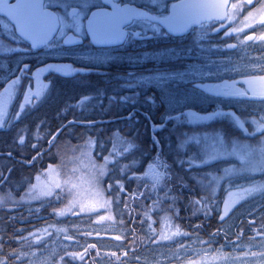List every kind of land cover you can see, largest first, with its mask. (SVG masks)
I'll list each match as a JSON object with an SVG mask.
<instances>
[{
    "label": "rangeland",
    "instance_id": "rangeland-1",
    "mask_svg": "<svg viewBox=\"0 0 264 264\" xmlns=\"http://www.w3.org/2000/svg\"><path fill=\"white\" fill-rule=\"evenodd\" d=\"M230 12L234 30L264 32V0H234ZM200 28L204 33L185 41L201 45L208 39L207 47L213 46L207 25ZM184 45L173 37L167 52L133 56L88 45L34 50L0 26V135L9 136L8 146L17 140L22 148L27 128L34 139L46 138L50 130L41 124L45 118L34 121L65 87L77 97L68 106L80 114L85 108L96 112L104 103V114L117 116L119 95L128 107L140 110L155 108V100L161 99L165 112L176 114L171 123L174 143L168 140L163 153L152 144L142 148L140 136L146 127L137 125L136 113L128 119L132 109L123 112L120 121L93 122L96 128L68 126L80 134L74 140L69 134L57 137L58 128L50 138L56 161L43 168L40 158L37 165L16 164L12 158L17 155L10 156L5 146L10 165L28 175L20 176L14 189L0 187V224L7 218L2 214L8 213L9 235L8 253L0 241V262L264 264V101L219 98L211 91L215 81L240 90L263 85L259 56L251 54L232 65L200 63L190 59ZM86 52L109 59L101 64L82 60ZM63 64L85 71L62 75L48 70L49 65ZM25 65L28 69L22 71ZM175 73L184 75L159 83L145 80ZM152 96L155 102H147ZM189 105L195 107L193 114L184 111ZM102 131L109 145L100 142V150L95 139ZM114 164L123 180H107Z\"/></svg>",
    "mask_w": 264,
    "mask_h": 264
},
{
    "label": "snow or ice",
    "instance_id": "snow-or-ice-1",
    "mask_svg": "<svg viewBox=\"0 0 264 264\" xmlns=\"http://www.w3.org/2000/svg\"><path fill=\"white\" fill-rule=\"evenodd\" d=\"M148 2L156 4L158 0H148ZM122 4L123 6H121ZM108 5L111 6V11L107 10L106 6ZM52 6L61 9L63 14L44 10L46 7ZM176 7H185V5H173V8ZM186 7L207 8L210 6L192 4L186 5ZM233 7L236 6L234 5ZM92 8L96 10L93 11ZM0 14L7 19V23L0 20V26L15 33L16 36L25 41L30 40L33 49L40 45L49 49L79 45L86 36L90 37L91 44L97 47L122 45L129 36L140 37L142 35V32H126L124 30L133 25H142L144 33L151 31L154 35L161 34L160 29L163 25L167 26L169 33L179 31L170 23V17H158L147 10L129 7L128 4L123 3V0H119V2L118 0H0ZM207 18L221 19L220 17L212 16ZM84 21H86V24ZM69 32L72 34L68 35ZM229 47H234V45ZM16 50L19 49H13L12 51ZM80 58L97 64L106 63L109 59L106 55H93L90 52L83 53ZM27 69L28 66L25 65L22 71H27ZM48 70L62 75H74L85 71L84 69L74 68L70 64L49 65ZM129 75L133 74L130 73ZM183 75V73L162 74L146 77L145 80L159 83L173 80ZM127 86L132 87L133 85L129 84ZM240 95H247V93L241 92ZM122 99L128 101L130 98L123 97ZM147 102L154 103L155 101L152 97H148ZM133 115L134 113H130L128 119H131ZM166 119H172V117H167ZM260 119L264 120V116L260 117ZM163 126L157 127L154 125L153 133L160 131ZM261 130L264 131V128ZM20 142H23V138H21ZM154 143L159 144L155 137ZM120 187L122 188V185ZM221 219L223 220V217ZM85 252H87V249ZM72 258L75 259V256L72 255ZM79 258L81 260L84 259L83 255ZM0 264H4V262H0Z\"/></svg>",
    "mask_w": 264,
    "mask_h": 264
},
{
    "label": "flooded vegetation",
    "instance_id": "flooded-vegetation-1",
    "mask_svg": "<svg viewBox=\"0 0 264 264\" xmlns=\"http://www.w3.org/2000/svg\"><path fill=\"white\" fill-rule=\"evenodd\" d=\"M177 1H181V0H158V2L156 4H151L148 2V0H123V3L126 4L128 3L130 5V7L133 8H137L139 10H147L149 11L152 15L158 16V17H167L171 11V6L174 2ZM119 2V0H118ZM234 0H231L230 5L228 7V13L226 16V19L224 21H206L203 22L199 25L196 26H192L190 29H188L184 34L182 35H177V36H173L168 32V29L165 26H161L160 32L161 34H156L154 35L151 31H148L146 33H144L142 31V25H133L130 28H126L124 29L126 32H142V35L140 37H132L129 36L126 41L122 44V45H116V46H112V47H104V48H115L117 49L120 54L122 55H144V54H150V55H155L158 53H164L167 52L169 50V42L170 39L173 37H179L182 41H184V49L187 52H189L190 54V59L193 60H197L200 63L204 62V61H216V62H223V61H229L230 65L233 64V62H237V61H244L247 60L249 55L251 54H256L258 55V60L261 63L260 65V69L263 72L264 71V32H256L255 30H250L247 32H238L236 31V29L234 30V28L236 27L234 25V23H230V18H231V7L233 5ZM107 10H111L110 6H106ZM245 8V7H244ZM46 9L53 11L54 13H62V10L59 8H56L54 6L52 7H46ZM92 10H96L95 8H92ZM243 10H241L240 14L243 13ZM4 18L6 19V17H4L2 14H0V19ZM7 20V19H6ZM238 20V19H237ZM239 21V20H238ZM84 23L86 24V21H84ZM207 25L209 31L211 32V35L214 36V38L211 39V41L213 42V46L211 47H207L209 46V42L208 39L206 42H203L201 45H195V44H191V43H187L185 40L189 35L192 34H199L201 35L202 33H204V30L201 29L200 27ZM200 29V31H198ZM218 29V30H217ZM201 32V33H199ZM251 32H256L257 35L249 41H246V36L248 34H250ZM228 33H230V35H228ZM72 33L69 32L68 35H71ZM58 35V33H57ZM210 41V43H211ZM93 46L91 44L90 38L89 37H84L83 40L81 41V43L79 45H71V46H61L59 47L60 49H73V48H78V47H82V46ZM230 45H234V47H229ZM188 47V48H187ZM168 54H165V56ZM226 65V64H225ZM226 67V66H225ZM225 71H228V69H225ZM228 74H223V77H227ZM214 83H220L223 87L226 88L227 92L229 93H235V92H239V91H248L251 93H258V94H263L264 95V83L263 85H256L254 87H247L244 90H240L237 86L234 85H230L228 83H222L219 81H215ZM213 83V84H214ZM152 95V94H150ZM154 96H152L153 98ZM118 102H116V104H114V111L117 112V116H110V115H105L104 114V103L101 105V107L95 112V110L93 108H85L84 112L87 111L86 113H90V111L92 112V114L94 115V113H99L100 116H94L96 119L93 121H87L85 124H96L93 123L99 119L103 120V119H108L110 120L109 122H115V121H120L121 117L123 116V112H129L130 109H132L133 113L136 115H134L135 117H139L141 122L143 123V125L145 126H149V131L151 136H153V126H161V125H165L168 126L169 124H171L173 121H176V117H174L176 114H172L169 115L165 112L164 110V106L161 104L162 100L160 99L159 101H156V107L152 108V107H148L149 110H146L143 113V109L140 110L136 107H128V103L123 102L120 98V95L118 97ZM220 98V97H219ZM221 98H227V99H234V97H221ZM264 101V100H263ZM51 103L49 104V108L48 110H51ZM56 107V106H55ZM58 108L60 106H57ZM57 108V109H58ZM57 109H55V111L52 112H56ZM195 107L193 106H187L185 108L184 111H191V113L193 114ZM41 112V111H40ZM80 112V111H79ZM83 112V113H84ZM202 113L201 112H197V115ZM202 115V114H201ZM167 117H172V119H166ZM111 118H114L115 120H112ZM136 118V119H137ZM68 121V120H67ZM79 120H69L67 122V124H73L78 122ZM72 122V123H70ZM163 126V127H165ZM162 127V128H163ZM61 129V128H60ZM168 130V127H167ZM59 136V134L57 135V137ZM7 135H0V145L2 144V142L4 143V146H7L8 148V141H6ZM2 146V145H1ZM1 150V147H0ZM35 151H37L33 157H31L30 159L25 158L22 155H19L18 157L14 156L12 159L16 160V164L21 162L23 164L26 165H37V159L39 160V158L41 159L40 163L42 162V149H41V142L38 141L35 145ZM3 152V157L2 160L0 162V175H2L5 171L4 174V178H0V187L5 188V187H9V188H13L15 187V184L22 181H16L13 183V186H11V181L10 178H8V172L7 170L10 168V160L8 159V153L9 152L7 149L0 151ZM5 154V155H4ZM1 158V155H0ZM13 165H15L13 163ZM147 165H152V163H148ZM146 165V166H147ZM41 166V165H40ZM21 172V171H20ZM30 174H33L32 172ZM28 175L27 174H23L21 172V178L22 177H26ZM33 176V175H32ZM3 213V211H2ZM3 218L7 217L6 219H4V222L2 224H0V232H1V237L3 238L1 241L2 243V251L4 250L5 252H9V248L8 245H5V238H8V213L7 214H2ZM35 216H33L32 218H29V224H32V221H35Z\"/></svg>",
    "mask_w": 264,
    "mask_h": 264
},
{
    "label": "trees",
    "instance_id": "trees-1",
    "mask_svg": "<svg viewBox=\"0 0 264 264\" xmlns=\"http://www.w3.org/2000/svg\"><path fill=\"white\" fill-rule=\"evenodd\" d=\"M95 83L98 84V85H102L100 82H95ZM67 88L68 87H65L63 89V91L61 90L59 92L60 94H59V96H57L56 100L51 102V106H52L51 110L52 111H55V109L58 108L57 106H62L63 104L66 105L67 102L71 103L73 101H76L77 97L70 96L71 92H68L70 89L69 88L67 89ZM74 111L78 115V119L77 120L82 121V123H86L87 121H93V120L96 119L93 116V114H91V113H84V114L82 113V114H80V112H77V110H74ZM70 125H72L73 128H75V127L76 128H86V127L96 128L97 127V126H95L96 124L89 126V125H86V124H79V123L67 124L66 127H62L56 122L55 126L50 128V130L54 131V130H58V128L59 129L61 128L59 130V134L60 135L58 137H62L65 134H69L68 137H70V139L72 138V140H74V138L79 136L80 134H78V132H76V131L74 132V130H70V128H68V126H70ZM145 127L146 128H144V130H142L143 132H141V136H140L141 139H142L141 140V145H143V147H142L143 149L151 148L150 146L152 144V149L154 151L159 149L160 152L163 153V152L166 151V143H168L167 142L168 140H169V142H171V140H172V144L174 143L173 136L175 137V131H173V125L172 124H169L168 126L163 127L160 131L155 132L153 134V137L150 136L149 126H145ZM167 127H168V130H167ZM107 128H110V126H107ZM104 137H106V136L103 134V131L100 132L99 134H97V138L95 139L96 149L103 150L102 144L104 142H106L105 145H106V147H108L109 138L106 137L105 141H103ZM148 137H150L151 140H149ZM154 137H155L156 140L159 141L158 145L154 143ZM16 142H17L16 140L15 141H10V146H9V148L11 149L12 152H14L15 155H18V156L22 155L25 158L30 159L37 152V151H35V145H36L35 143H37L35 140H32L31 143L30 142L24 143L22 148L20 146L17 147L18 144H16ZM100 142H102V144ZM41 149H42V162H41V166L40 167L43 168V167H45V165L48 162L52 163V162L56 161V157L57 156H56V153H55L54 148L51 145V143L48 144V142H45V141L43 142L42 141ZM26 151L28 153H25ZM144 161H145V159H144ZM118 175H119V169L114 164V165L111 166V169H110V171L108 173L107 180H109L111 182H115V181H118V180H123V176L119 178ZM13 226H14V224H13V220H12L11 228H13ZM135 244H137V241L135 242Z\"/></svg>",
    "mask_w": 264,
    "mask_h": 264
},
{
    "label": "water",
    "instance_id": "water-1",
    "mask_svg": "<svg viewBox=\"0 0 264 264\" xmlns=\"http://www.w3.org/2000/svg\"><path fill=\"white\" fill-rule=\"evenodd\" d=\"M251 1L252 0H247L248 3H251ZM229 2L230 0H182L174 4L177 6L185 5V7H176V8L171 9V13L168 16L171 18L170 23L179 30L173 34L178 35V34L184 33L190 27L198 25L199 23L204 22V21L218 20V19H208L207 18L208 16L220 17L221 19L219 20H223L227 13V7L229 5ZM192 4H205V5H209L210 7H207V8L186 7V5H192ZM44 10L48 11L46 9ZM254 36H255V33H250L249 35L246 36V40H251ZM27 42L31 46V41L29 40ZM42 46L43 45H40L35 49H38ZM224 89L225 88L221 87L220 84L218 83L214 84L212 88L213 92L219 96L233 95L238 98H244V99H249V100L264 99V95L249 94L247 92H244V93H247V95H240L241 92H238L235 94H229L225 92ZM65 239L68 241H73V239L69 237H66Z\"/></svg>",
    "mask_w": 264,
    "mask_h": 264
},
{
    "label": "bare ground",
    "instance_id": "bare-ground-1",
    "mask_svg": "<svg viewBox=\"0 0 264 264\" xmlns=\"http://www.w3.org/2000/svg\"><path fill=\"white\" fill-rule=\"evenodd\" d=\"M259 95H262V94H259ZM68 103H70V102H67L66 105L63 104L62 106H60L57 109L56 112H52V110H47V111H45V114H38L37 116H38L39 119L37 121H34V123H36V122L38 123L39 120L41 121L42 118H45L44 121L41 124H45V126L48 125V129L49 130H50V128H52V127L55 126L56 122L60 126L65 127V125H67V122L69 120H76V119H78V115L75 113L74 110L71 109L70 106H68ZM143 110L146 111L147 110L146 107ZM90 113L92 114V112H90ZM76 123L85 124V123H82V121H80V120L78 122H76ZM137 125L139 127H141L143 125V123L141 122V120H140L139 117L137 118ZM28 126L30 127V124ZM134 128H135V124H134ZM42 130H45V129H42ZM54 131H56V130H54ZM54 131H51L50 130L48 132L49 134L47 133V135H45V137H46L45 139H34L32 137L33 134L30 132L29 128H27L25 130V132L28 134V136L26 137V140H27L26 142H30L31 143L32 140H35L36 142L40 141L41 143H42V141L43 142L45 141V142H48V144H49L51 142V140H50L51 136L54 135V133H53ZM58 134H59V132H58ZM7 139H9V136H8ZM1 145L2 146H1V150L0 151L6 150V147L4 146V143L3 142H2ZM18 146L19 145H17V147ZM8 148H9V146H8ZM25 153H28V152L26 151ZM0 155H1V158H0V162H1L2 157H3V152H0ZM9 155L10 156H13L15 154H14V152H11ZM16 157H18V155ZM20 170H21V167H19L17 165H13V164L11 165V167L7 170V172H8V176L7 177L10 178V181L16 182V181H19L20 180L19 179L20 176H21ZM5 172L2 175H0V178H4L5 177L4 176ZM5 195H8V193L7 192L6 193L5 192H2V196H5Z\"/></svg>",
    "mask_w": 264,
    "mask_h": 264
}]
</instances>
